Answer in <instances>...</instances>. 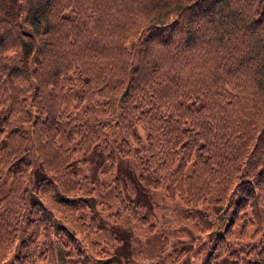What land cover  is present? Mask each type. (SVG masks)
<instances>
[{"label":"trees","instance_id":"16d2710c","mask_svg":"<svg viewBox=\"0 0 264 264\" xmlns=\"http://www.w3.org/2000/svg\"><path fill=\"white\" fill-rule=\"evenodd\" d=\"M0 101V131L13 125L0 150H19L5 147L14 111L31 123L30 158L133 155L142 184L197 213L264 202V0H0ZM42 161L69 189L68 161ZM222 253V264H264L257 243ZM19 257L3 264L38 260Z\"/></svg>","mask_w":264,"mask_h":264},{"label":"rangeland","instance_id":"374dc122","mask_svg":"<svg viewBox=\"0 0 264 264\" xmlns=\"http://www.w3.org/2000/svg\"><path fill=\"white\" fill-rule=\"evenodd\" d=\"M4 106L0 101V115ZM18 116L12 111L16 130L5 145L18 152L0 150V234L9 232L8 242L0 243V264L16 253L25 262L38 257L36 264H222L225 248L229 253L246 242L264 246V202L245 200L234 207L224 199L207 201L197 213L179 197L166 198L162 189L142 184L133 155L110 163L107 151L94 148L67 160L44 148L30 158L25 148L33 129L27 116ZM12 126H2L0 147ZM43 157L68 161L61 168L70 174L69 189L43 172ZM15 158L21 161L13 163ZM62 193L77 202H57ZM33 227L37 235L28 237ZM26 246L34 248L31 257L23 255Z\"/></svg>","mask_w":264,"mask_h":264}]
</instances>
